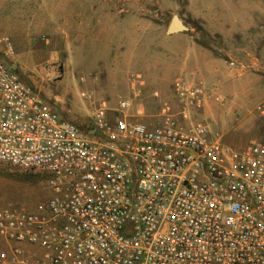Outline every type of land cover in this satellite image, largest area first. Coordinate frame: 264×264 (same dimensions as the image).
I'll return each mask as SVG.
<instances>
[{
  "label": "built area",
  "instance_id": "obj_1",
  "mask_svg": "<svg viewBox=\"0 0 264 264\" xmlns=\"http://www.w3.org/2000/svg\"><path fill=\"white\" fill-rule=\"evenodd\" d=\"M13 53L2 38L0 162L41 173L49 196L0 208V264H264V135L225 143L199 118L207 87L177 78L153 123L102 99L82 128Z\"/></svg>",
  "mask_w": 264,
  "mask_h": 264
},
{
  "label": "rangeland",
  "instance_id": "obj_2",
  "mask_svg": "<svg viewBox=\"0 0 264 264\" xmlns=\"http://www.w3.org/2000/svg\"><path fill=\"white\" fill-rule=\"evenodd\" d=\"M249 5V0H0V40L9 38L13 45V70L63 118L82 128L102 99L113 107L120 99L128 100L134 119L153 123L161 106L172 100L173 82L184 78L211 92L199 118L223 134L225 143L243 151L250 139L264 135V120L254 111L264 92H230L222 78L204 81L178 71L170 60L174 45L194 37L232 67L226 54L237 53L234 48L240 43H258L264 34L252 29L226 40L210 33L201 16L235 15L249 10ZM174 14L189 28L179 40L166 33ZM83 92L93 99L83 97ZM208 103L214 106L213 114ZM43 179L39 172L0 162V208H33L46 200L49 192Z\"/></svg>",
  "mask_w": 264,
  "mask_h": 264
},
{
  "label": "crops",
  "instance_id": "obj_3",
  "mask_svg": "<svg viewBox=\"0 0 264 264\" xmlns=\"http://www.w3.org/2000/svg\"><path fill=\"white\" fill-rule=\"evenodd\" d=\"M250 9L245 11L237 10L235 15H217L210 19L202 15L204 26L210 33H219L229 40L235 34H247L254 29L258 34H264V0H249ZM167 33V30H166ZM168 34V33H167ZM181 39L184 32L171 34ZM264 37L258 38L255 44L246 47L243 43L235 45L238 52H228L226 56L231 58L230 67L227 65L223 55L214 52L211 48L198 43L194 37L186 40V43L176 44L171 48V64L177 67L178 71L199 76L204 81L212 78H222L227 82L225 88L230 92L252 95L253 89L258 88L264 92ZM222 68V69H220ZM209 104V105H208ZM207 104L209 114H213L214 106Z\"/></svg>",
  "mask_w": 264,
  "mask_h": 264
},
{
  "label": "water",
  "instance_id": "obj_4",
  "mask_svg": "<svg viewBox=\"0 0 264 264\" xmlns=\"http://www.w3.org/2000/svg\"><path fill=\"white\" fill-rule=\"evenodd\" d=\"M189 28L185 24V22L182 20V18L178 14H174L168 27H167V33L168 34H174L178 32H185L188 31ZM91 132H94L91 131Z\"/></svg>",
  "mask_w": 264,
  "mask_h": 264
},
{
  "label": "trees",
  "instance_id": "obj_5",
  "mask_svg": "<svg viewBox=\"0 0 264 264\" xmlns=\"http://www.w3.org/2000/svg\"><path fill=\"white\" fill-rule=\"evenodd\" d=\"M201 45L205 46L203 43L200 42Z\"/></svg>",
  "mask_w": 264,
  "mask_h": 264
}]
</instances>
